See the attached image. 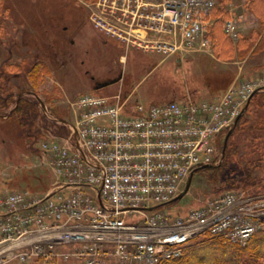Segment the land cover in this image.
<instances>
[{"label": "built area", "instance_id": "obj_1", "mask_svg": "<svg viewBox=\"0 0 264 264\" xmlns=\"http://www.w3.org/2000/svg\"><path fill=\"white\" fill-rule=\"evenodd\" d=\"M98 2L102 28L111 26L107 18L150 21L145 28L154 40L146 51L211 47L217 0ZM224 32L239 40L240 21L226 20ZM263 90L264 82L243 83L214 100L137 103L132 110L119 97L82 95L64 144L41 143L57 190L0 196V264H164L201 240L247 245L264 230V195L227 191L177 217L158 208L174 203L193 173L221 162L220 140Z\"/></svg>", "mask_w": 264, "mask_h": 264}, {"label": "rangeland", "instance_id": "obj_2", "mask_svg": "<svg viewBox=\"0 0 264 264\" xmlns=\"http://www.w3.org/2000/svg\"><path fill=\"white\" fill-rule=\"evenodd\" d=\"M149 1L154 0H145ZM94 2L0 0V70L11 77V84L17 85L13 90L18 92L30 88L23 74L28 65L38 60L47 64L50 75L38 94L49 122L64 126L61 120L76 121L74 104L85 94L119 97L120 103L132 110L137 103L214 100L243 83L255 86L264 82V46L257 48L264 39V32L258 35L263 27L260 15L264 16V5L261 2L253 8L250 0H217L214 16L210 19L213 21L210 49L181 48L174 53L151 47L148 51L144 49L146 45H153L148 41L154 40V33L145 28L149 20L138 26L131 25L133 20L127 25L124 20L107 18L111 26L102 28L104 18L94 15H102L95 9ZM77 4L82 9L80 13L74 9ZM62 16L66 17L65 26L70 28L66 33L61 31ZM230 18L240 21L239 40L225 35L224 23ZM161 37L163 40L169 38L164 34ZM4 118L7 119V115ZM53 129H43L42 138L33 145L31 140L22 137L14 122L0 120V196L17 191L43 196L57 190L51 160L41 147L43 141L64 144ZM224 138L219 143L221 151ZM262 156L264 90L254 97L243 114L240 127L234 131L229 162L223 171L216 176L212 171H198L193 176L189 193L182 200L158 210L177 217L196 209L214 195V188L224 185L225 179L242 178L247 163ZM255 175L264 177V169L257 170ZM9 264L49 263L13 261Z\"/></svg>", "mask_w": 264, "mask_h": 264}, {"label": "trees", "instance_id": "obj_3", "mask_svg": "<svg viewBox=\"0 0 264 264\" xmlns=\"http://www.w3.org/2000/svg\"><path fill=\"white\" fill-rule=\"evenodd\" d=\"M258 2L264 5V0H250L253 8ZM212 15L214 16L213 12ZM260 19L261 27H263L258 35L264 32V16L260 15ZM263 46L264 39L260 41L257 48L261 49ZM16 69L18 68L16 67ZM19 71L21 72V69ZM23 74L30 88L15 92L13 88L17 85L11 84V77L0 70V120L14 122L22 137L25 140H31L33 145L42 138L43 129L49 127H54L53 132L57 137H68L69 129L54 121L49 122L40 105L41 100L38 91L46 81L47 76L50 75L47 64L42 60H38L28 65ZM258 93H255L250 99L247 110ZM51 112L57 117H61L58 113ZM6 115L7 119L4 118ZM242 118L243 115L237 121L234 131L240 127ZM234 131L229 136L227 135L225 141H223L221 164L205 169L212 171L213 176H216V173H221L226 162H229L230 140ZM260 169H264V156L247 163L242 178L225 179L224 185L214 188V195L237 190L264 195V177L255 175V172ZM164 264H264V230L257 232L245 246L225 243L216 239L198 241L187 249L180 258Z\"/></svg>", "mask_w": 264, "mask_h": 264}, {"label": "flooded vegetation", "instance_id": "obj_4", "mask_svg": "<svg viewBox=\"0 0 264 264\" xmlns=\"http://www.w3.org/2000/svg\"><path fill=\"white\" fill-rule=\"evenodd\" d=\"M95 1H96V2H94L95 9H99V11L102 12V8H104L103 3L98 2V0H95ZM71 8H73V7H71ZM74 9H76L78 11V13H80V11L82 10L78 4L76 7H74ZM64 20H66V17L62 16L61 17V31L63 33H66L68 31V29H70V28L65 26Z\"/></svg>", "mask_w": 264, "mask_h": 264}, {"label": "water", "instance_id": "obj_5", "mask_svg": "<svg viewBox=\"0 0 264 264\" xmlns=\"http://www.w3.org/2000/svg\"><path fill=\"white\" fill-rule=\"evenodd\" d=\"M209 168L208 166H205L203 167V169H207ZM195 173H193L191 175V177L189 178L188 180V183H187V186H186V189H185V192L183 194H181L178 198H176L174 201L177 202V201H180L183 199V197L189 192L190 190V187H191V184H192V181H193V176H194Z\"/></svg>", "mask_w": 264, "mask_h": 264}]
</instances>
